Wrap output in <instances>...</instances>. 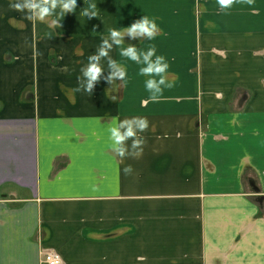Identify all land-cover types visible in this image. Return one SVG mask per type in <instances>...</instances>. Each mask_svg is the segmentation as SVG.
<instances>
[{"label": "crops", "instance_id": "obj_1", "mask_svg": "<svg viewBox=\"0 0 264 264\" xmlns=\"http://www.w3.org/2000/svg\"><path fill=\"white\" fill-rule=\"evenodd\" d=\"M87 2L54 33L0 0V264H264V0ZM143 15L161 32L125 43L155 44L174 86L150 100L114 48L125 86L75 91L108 29ZM135 115L143 151L117 159L107 126Z\"/></svg>", "mask_w": 264, "mask_h": 264}, {"label": "clouds", "instance_id": "obj_2", "mask_svg": "<svg viewBox=\"0 0 264 264\" xmlns=\"http://www.w3.org/2000/svg\"><path fill=\"white\" fill-rule=\"evenodd\" d=\"M79 2L80 0H12L11 7L24 13L28 20L35 19L47 23L51 32L55 33V30L61 29L63 19L69 12H77ZM235 2L237 0H217L220 10L224 12ZM80 13L86 18L97 17L95 0H88L87 6ZM160 32L157 18L148 15H143L127 27L108 29L107 35L101 37L96 50L88 55L87 63L80 68L75 91L91 95L96 84L101 81L111 86L107 90L108 94L120 87L118 80L124 87L128 79L127 67L110 55L114 48H118L121 57L140 66L138 75L145 77L143 84L149 93V99L159 101L164 90L174 86V82L169 79V59L163 54H158L155 44H149L145 49L136 44H126L124 38L127 35L130 39L140 40V43L151 42ZM110 98L113 101L118 99L116 95H111ZM148 128L149 121L144 116L116 118L106 129L109 140L107 147L117 159L126 156L137 157L143 151L144 138L141 134ZM123 171L126 175H131L134 169L131 165H126Z\"/></svg>", "mask_w": 264, "mask_h": 264}, {"label": "built area", "instance_id": "obj_3", "mask_svg": "<svg viewBox=\"0 0 264 264\" xmlns=\"http://www.w3.org/2000/svg\"><path fill=\"white\" fill-rule=\"evenodd\" d=\"M42 261L45 264H62L60 255L52 250H43L41 253Z\"/></svg>", "mask_w": 264, "mask_h": 264}, {"label": "rangeland", "instance_id": "obj_4", "mask_svg": "<svg viewBox=\"0 0 264 264\" xmlns=\"http://www.w3.org/2000/svg\"><path fill=\"white\" fill-rule=\"evenodd\" d=\"M42 263H44V264H45V262H43V261H42Z\"/></svg>", "mask_w": 264, "mask_h": 264}]
</instances>
